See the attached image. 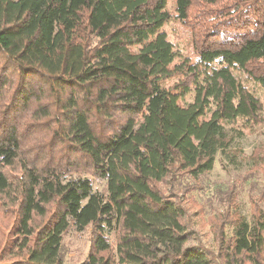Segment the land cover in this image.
<instances>
[{"label": "trees", "instance_id": "16d2710c", "mask_svg": "<svg viewBox=\"0 0 264 264\" xmlns=\"http://www.w3.org/2000/svg\"><path fill=\"white\" fill-rule=\"evenodd\" d=\"M170 1L0 0V264H65L70 228L81 264H264L257 202L232 198L215 255L185 201L264 126V0Z\"/></svg>", "mask_w": 264, "mask_h": 264}, {"label": "rangeland", "instance_id": "374dc122", "mask_svg": "<svg viewBox=\"0 0 264 264\" xmlns=\"http://www.w3.org/2000/svg\"><path fill=\"white\" fill-rule=\"evenodd\" d=\"M170 9L173 10L172 0ZM165 30L179 54H192L190 34L180 23L172 22ZM188 100L191 101V99ZM234 128L237 131L231 133L233 144L231 151H228L237 152L234 162L226 154H219L214 169L203 178L199 187L201 189L185 197L193 226L190 244L201 245L215 255L219 254L221 246L216 223L232 212V198L249 222H251V211L254 208L253 202H257L264 210V164L250 159L255 149L264 146V126L252 132ZM93 188L96 191L105 192L107 183L105 180L95 179ZM189 197L195 201V204L191 199V202L188 200ZM226 232L231 235V230L226 229ZM88 235V231L77 233L73 228L64 235L65 264H81L87 257Z\"/></svg>", "mask_w": 264, "mask_h": 264}]
</instances>
